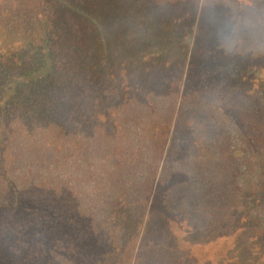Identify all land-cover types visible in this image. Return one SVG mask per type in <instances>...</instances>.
I'll list each match as a JSON object with an SVG mask.
<instances>
[{"label": "trees", "instance_id": "trees-1", "mask_svg": "<svg viewBox=\"0 0 264 264\" xmlns=\"http://www.w3.org/2000/svg\"><path fill=\"white\" fill-rule=\"evenodd\" d=\"M217 16L181 0H0V264H155L162 219L190 264H264V53L233 32L199 38ZM190 108L228 111L249 150L222 208L205 203L213 152Z\"/></svg>", "mask_w": 264, "mask_h": 264}, {"label": "rangeland", "instance_id": "rangeland-1", "mask_svg": "<svg viewBox=\"0 0 264 264\" xmlns=\"http://www.w3.org/2000/svg\"><path fill=\"white\" fill-rule=\"evenodd\" d=\"M167 1L173 2L174 0ZM181 1L185 8L190 6V10L196 9L197 15L201 18L206 12L213 13V11H217L218 16L213 17L214 19L207 18V20L199 22L197 34L202 40H205L206 36H210L213 31L233 32V35H237L241 46L244 42L247 44L249 51H252L255 55L264 53V0H190L189 4H186L184 0ZM253 66L257 71L263 69L264 60H259ZM239 84L241 85L236 86L235 82H233L232 87H234L235 91L240 92L243 103L252 107L254 102L253 92L247 94L246 91L250 88L246 86L244 81H241ZM210 90L211 87L209 86H206L203 90H198L194 86V89H190L188 92V98L199 95L202 100H211L212 102L214 100L208 96ZM190 93L193 94L190 95ZM214 102L217 103V101ZM229 102L231 103V100ZM166 104L167 102H163L162 106L165 107ZM190 113L193 116L191 129L195 130V133H197L198 129L200 130V126L201 129L205 130L203 134L207 135L209 150L213 152L211 156L212 160H206L204 168L200 172L201 174L208 167L205 173L206 178H201L204 181L201 190L207 193L205 203L222 208L225 205L226 197L236 193L245 185V178L248 172L247 167L250 162L247 144L242 135L236 131L237 129L232 121L227 117L226 113L228 111L223 113L210 109L201 111V108L196 111L190 108ZM181 129L183 131L179 130V133L186 131V138L190 137V129L188 131L184 127H181ZM188 141L190 140L188 139ZM177 157L176 155L173 161L180 158ZM200 160L198 159L194 162L199 163ZM127 176H129L128 184H136L143 180L145 172H128ZM149 228L150 232H154L156 231L155 229L159 228L150 237L151 241L155 240L157 246L155 245V247L150 248L148 251L150 254L151 250L159 248L158 257L154 260L155 264H179L181 260L190 264V253H188V257L184 258L185 252L190 251V243L184 240H179L178 242L174 240V233L179 238L185 234L181 235L179 232L173 231L175 228L166 225L163 219L152 223Z\"/></svg>", "mask_w": 264, "mask_h": 264}]
</instances>
